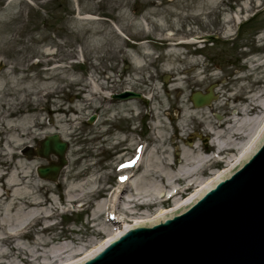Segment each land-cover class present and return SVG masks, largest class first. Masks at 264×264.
I'll return each instance as SVG.
<instances>
[{
    "label": "rangeland",
    "instance_id": "rangeland-1",
    "mask_svg": "<svg viewBox=\"0 0 264 264\" xmlns=\"http://www.w3.org/2000/svg\"><path fill=\"white\" fill-rule=\"evenodd\" d=\"M205 34L219 38L174 45ZM210 87L216 97L202 118L213 122L264 92V0H0V264H70L229 167L212 158L176 179L184 147L201 158L218 151L201 118L185 121L184 134L177 128L184 104L195 107L192 94ZM124 89L150 95L148 105L110 97ZM56 133L68 142V164L53 182L37 167L57 158L36 151ZM237 155L223 152L224 161ZM137 158L140 168L126 165ZM164 171L173 177L164 180ZM124 174L146 185L149 203L131 207L135 214L120 204L95 216ZM170 186L171 199L158 197ZM109 208L124 221L107 222Z\"/></svg>",
    "mask_w": 264,
    "mask_h": 264
},
{
    "label": "water",
    "instance_id": "water-1",
    "mask_svg": "<svg viewBox=\"0 0 264 264\" xmlns=\"http://www.w3.org/2000/svg\"><path fill=\"white\" fill-rule=\"evenodd\" d=\"M139 96L126 91L114 97ZM214 98L212 88L192 96L197 107ZM67 150L59 134L47 136L36 154L58 160L38 167V175L56 182ZM79 264H264V134L258 132L256 145L188 204L153 221L130 223L109 242L95 243Z\"/></svg>",
    "mask_w": 264,
    "mask_h": 264
},
{
    "label": "bare ground",
    "instance_id": "bare-ground-1",
    "mask_svg": "<svg viewBox=\"0 0 264 264\" xmlns=\"http://www.w3.org/2000/svg\"><path fill=\"white\" fill-rule=\"evenodd\" d=\"M195 40H200V38L197 36L195 37ZM205 77L202 78L201 81L204 80ZM199 83V82H197ZM264 92L252 94L247 98L248 104L244 107L238 108L234 111L233 116L229 117L226 122L223 121H210V117L208 116L205 119L202 117H205L206 113V106L205 107H194L190 105H185L183 108V120L180 121V124L177 125V128L183 131V134L185 131H187L184 122L188 119H194V118H201L199 121V124L205 129L206 132L214 133L216 137L219 138L217 142V148L221 150H225L228 152L237 151L238 155L230 157L228 160L223 162H227L228 166L226 169L230 170L235 164H237L255 145L257 140L258 132L261 134H264ZM263 98V99H262ZM251 115V116H249ZM160 123L157 124L159 126ZM224 138V139H222ZM200 145L195 144L193 147L196 149L199 148ZM195 149V150H196ZM182 162L183 163V169L179 171V173H175L177 175V180L181 181L180 179H187L193 177L195 174H197L199 171H201L202 166H205V163L212 160V157H198L193 154V151L189 148L184 147ZM206 158V159H205ZM142 165L139 166V168ZM170 167V165L168 164ZM151 166H149L150 168ZM182 167V166H181ZM147 169L145 172L148 173ZM224 171V170H223ZM223 171H218L215 175V177L207 178L203 180L202 182H199L198 187L199 189H196L195 192L186 199H182L175 203L170 208H164L160 209L159 215L161 216H167L171 214L172 212L178 210L179 208L185 206L190 201H192L195 197H197L200 193H202L208 186H210L215 180H217L222 174ZM173 175L168 174L164 171V175H162V178L164 180H170ZM142 178V177H141ZM189 185L187 189H190L196 182L190 180ZM124 185V186H123ZM123 186V188H122ZM116 191L115 196L113 197V200L110 201L112 206L114 208H119L120 204L124 205L125 208L128 207V210H130L131 206L135 205H147L149 202V199L147 197H151V193H148L147 190H144V187L141 184H139V179L137 182L135 181V175H131L127 178L126 182L122 184ZM134 190V193H130ZM176 187L170 186L167 191H165L163 188H159L157 195L158 197L165 196L164 194L169 193L170 197H173L177 191ZM1 193V192H0ZM146 197V199H145ZM106 204H103L101 202L98 203L97 211L94 214L95 216H98V212H102L106 209ZM129 212H133L130 210ZM116 216L112 215L110 219H115ZM120 220V219H119ZM139 220H136L138 222ZM143 222V221H139ZM125 223V222H124ZM124 229L130 228V225L125 224ZM123 232H114L113 234H110L109 237L103 241L100 244H105L112 240L113 238L117 237L118 235L122 234ZM93 249L86 253V255L81 258L77 259L76 261H73L70 264H79L80 262L84 261L85 259L89 258L91 256ZM68 264V263H67Z\"/></svg>",
    "mask_w": 264,
    "mask_h": 264
},
{
    "label": "flooded vegetation",
    "instance_id": "flooded-vegetation-1",
    "mask_svg": "<svg viewBox=\"0 0 264 264\" xmlns=\"http://www.w3.org/2000/svg\"><path fill=\"white\" fill-rule=\"evenodd\" d=\"M144 105V104H143Z\"/></svg>",
    "mask_w": 264,
    "mask_h": 264
}]
</instances>
